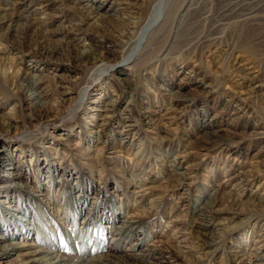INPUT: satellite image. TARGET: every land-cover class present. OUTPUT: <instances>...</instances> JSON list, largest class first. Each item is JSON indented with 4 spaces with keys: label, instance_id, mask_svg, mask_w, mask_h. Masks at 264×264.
Masks as SVG:
<instances>
[{
    "label": "rangeland",
    "instance_id": "1",
    "mask_svg": "<svg viewBox=\"0 0 264 264\" xmlns=\"http://www.w3.org/2000/svg\"><path fill=\"white\" fill-rule=\"evenodd\" d=\"M19 1L0 0V36L8 39L13 20L15 28L22 17H30L41 24V36L50 37V47L59 52L51 63H46L13 52L11 44L0 42V75L7 73L5 82L0 79V116L7 118L14 112L20 120L21 115L31 113L27 101L19 102L28 93L17 95L10 90L12 83L22 78L42 79L44 85H55L62 94H68L58 102L50 101L53 116L35 122L36 126L34 123L29 129L11 128L0 134V147L12 155H23L18 158L16 171L20 177L16 182L0 175V193L17 196L16 208L34 199L29 192L47 197L44 204L33 201V209L34 222L36 217L46 221L49 230L18 239L20 244L43 248L49 246L45 241H59L68 252L67 244L60 239H66L71 232L75 237L84 233L80 225L84 218L92 216L87 222L93 225L85 230L91 232L94 221L110 208L117 226L119 219L131 215L129 209L135 205L141 215L147 216L144 237L137 235L131 241L136 243L135 253L140 251L149 259L165 262L161 264H176L182 258L190 264H264V29L246 26L236 36L235 44L230 38L212 48L192 42L181 52L166 56L177 26L173 25L171 31H164L165 39L160 38L150 59L126 66L113 51L112 39H93L85 32L73 38L74 23L80 14H88L89 25L82 28L110 31L109 26L116 24L115 16L126 15L136 7L120 6L122 0H49L45 8L35 5L37 0H26L24 6ZM197 1L205 11L219 6L218 0ZM91 6L103 7L95 10L97 15H91ZM121 8L124 11L120 12ZM202 27L196 24L189 35L197 37ZM64 35L75 48L86 44L106 64L90 78L83 103L80 98L84 95L69 93L78 88L74 86L78 76L64 69L65 57L59 55L64 49L59 43L64 42ZM127 94L134 97L130 104ZM100 103L112 106L111 118L106 121L103 118L108 114L96 106ZM126 111L137 129L123 140L120 131ZM23 150H28L26 156ZM177 155L180 164H175L176 172L189 174L190 185L183 190H168L164 178L174 170L171 164ZM47 164L57 171L53 179L60 181L51 187L46 184ZM73 178H78L90 198L84 203L75 202L69 194ZM16 184L22 187H12ZM136 186L142 188V193H134ZM224 200L237 201L238 214L213 215L210 229L221 242L220 247L211 248L201 257L166 248L167 243H177L180 249L186 247L191 242L188 232L196 211L206 203L221 210ZM93 204L97 208L94 212L90 211ZM168 216L178 221L177 228L168 224ZM32 217L30 214L25 219L31 221ZM8 221L6 216L0 224ZM16 223H21L18 217ZM115 233L114 229L110 235L99 231L97 255H110L113 264H137L141 256L128 257L117 246L105 248L115 239ZM137 238L141 239L138 244ZM173 238L179 240L171 242ZM93 242L88 249L95 245ZM29 251L20 248L0 262L20 264V254ZM69 253L72 257H88L86 253Z\"/></svg>",
    "mask_w": 264,
    "mask_h": 264
},
{
    "label": "bare ground",
    "instance_id": "2",
    "mask_svg": "<svg viewBox=\"0 0 264 264\" xmlns=\"http://www.w3.org/2000/svg\"><path fill=\"white\" fill-rule=\"evenodd\" d=\"M20 1L18 4L22 6L27 3L26 0ZM123 1L124 0L121 1L122 3L120 4V6H126L125 8H128L127 6H134L136 8L134 11L129 10L130 12H128L126 15L115 16L116 24L109 26L110 31L95 28L90 30L87 29L89 31H86L84 28H87L86 26L89 25H87L86 20L91 18H89L90 16L88 14L84 16L82 15V13L80 14V17L78 19L79 21L77 20L78 22L76 24L74 23V27H76V29L74 30L76 32L75 34H73V38L79 37L85 32L93 39H97L99 37L112 39V45H114L113 51L120 56L121 61L126 66H135L138 62H144L147 59H150V56L156 53L155 49L160 38L162 37L161 40L165 39L164 31H168L169 29L171 31L173 25L177 26L172 40H170L171 43L165 50L166 56L171 55L172 53L181 52L186 48L185 46L189 47L192 42L193 44L205 45L207 48H212L216 45H220L227 38V40H229L230 38V41L234 42L233 44H235V42L238 40L236 36L239 35L243 28L246 26H252L260 30L264 29V0H218V8L216 10L210 9L211 11L203 10L200 7L198 1L195 2V0H183L182 2L180 0H125L128 1L127 5ZM35 2L38 3H36L35 5L40 4L42 8H45L48 7L47 4L49 0H37ZM103 6H98V8ZM73 8L75 7L73 6ZM98 8L91 6L90 10H92V12L90 11L89 13L91 15L94 13L97 15L98 12H95V10L98 11ZM106 10H109V8ZM119 10H121L120 12H122V10L124 11L123 8ZM79 12L82 11L79 10ZM21 22L18 27L15 26L14 28L13 20V26L8 31V39L0 36V42L11 44L13 52L21 53L23 56H30L32 57V59L35 58L38 61L51 63L52 57H54L55 54L59 51L55 53L54 49L50 47V37L48 38V36H46V38L41 36V24L37 20H32V18L30 17H22ZM199 23H201V25L203 26L202 30L198 33L197 37L192 38L193 36L189 35L192 34L190 33V31L196 24ZM82 25H84L85 27L82 28ZM162 34L163 36H161ZM61 38H63L64 42L59 43H63L64 49H61L59 55L65 57L66 63H64V69H66L68 73L74 71L78 76L74 80V86L77 85L78 88L76 90L75 88L70 90L69 93L70 95H75L78 97L84 95V97L80 98L81 103H83L85 97L87 96H85V91L89 86L90 78H92L96 72H101L103 70L101 66H104L106 64L103 58L98 57L90 47L85 46L86 44L80 45V48H75L72 46L71 40L69 41L68 39H65V35ZM69 44H71V46ZM233 51L234 49L231 51V53ZM6 74L7 73L4 72L2 73V75H0L1 81L5 82L7 77ZM243 80L245 81L246 78H243ZM68 82L72 81L69 79ZM54 86L55 85L52 86V84L44 85L42 79L36 81L35 77H26L24 79L22 78L20 81L16 80L14 83H12L10 90L13 91V94L25 95V93H28V95L24 99H21L19 102L23 103L27 101L32 107V110L28 115H21L22 117L20 116V120L19 116L16 117L14 112V115L10 114V116L7 118L6 116H0V134L1 132L10 130L11 128L29 129L28 127L33 126L32 124H34L35 122L38 123L45 117L48 118L50 116H53L54 111L53 109H51L52 107L50 101L56 100L58 102V99H62L61 96L68 95L66 93L62 94V92L60 90L58 91L56 89L57 87ZM127 95L129 100V102H127L130 104L133 102L134 97L132 94ZM89 98L87 97V99ZM96 106H100L99 108L103 109V111L108 114L104 115V121L111 118L110 114L112 113V110L109 109H111L112 106H110V103H100ZM56 107L58 108V104H56ZM59 110L60 108L57 111L59 112ZM131 118L132 116L129 111H126L122 116L123 130L120 131V135L124 136L123 140H128L131 137L132 133L137 129L134 124H131ZM37 123H35V126ZM205 146H201L200 148H205ZM27 151L23 150L24 156H26ZM0 154H2V157L0 158V175L6 176L10 178V181L16 182V178L20 177L19 171H16L18 158L19 156L22 157L23 155H21V152L17 153L16 155H12L5 147H0ZM172 161L173 164H171V167H174V170H171L172 172L168 173L165 176L166 179L164 178L166 188L168 190L176 191L183 190L184 187H189L190 183L187 181L189 180V174L176 172V165L180 164L179 155L175 156ZM46 166L47 167L44 169V171L46 174H49V176H46V178H49L47 179L48 181L46 182V184L49 183L51 187L53 184L60 183V181H55L53 179V175L57 172L55 169H53V165L47 164ZM39 170L42 172L43 169ZM77 179L78 178H73V180L75 181L71 185L69 194L71 198L75 200V202L84 203V200L90 198L85 195L86 190L83 191V186L80 182H78ZM12 187L18 188L22 186L16 184ZM137 187L138 186H136L134 193H142V188ZM29 193L32 195V197H34V199H32L31 201H27L26 205L17 208L16 205H14V199L18 198L17 196L14 197V195L12 196V194L10 196L7 194L4 195L2 192L0 193V222L6 216H8L9 218V221L6 224H0V231L2 233L0 234V260H4V258H6L7 256L12 255L14 251L22 248L31 251L20 254L22 256L20 264H113V262L109 261L110 255H97L96 252L100 250L98 249L99 231L102 229L104 234L106 233L110 235L112 230L114 229L116 230V233L114 234L115 239H111L110 242L108 241L109 246L105 248L112 250L115 246H117L121 247L122 250L126 252V256L128 257L135 258L137 256H141L138 258L137 264L165 263L163 261H154V258L149 259V257L146 256L147 254L144 256L139 253L140 251H138V253L134 252L133 249L136 243H131V241L137 235H141L144 237V227L145 223L147 222V216L141 215L137 206L135 205L129 209L131 215L119 219L117 221V226L113 224L115 221H112L113 212L110 210V208H108L104 212V215L102 214L101 218L99 217V220L94 221L95 224L94 226H91L93 227V230L90 229L91 232H89V230L88 232H85V230L90 224L93 225L92 223H89L93 218L91 215L90 217L88 216V218H84L80 223V225H82L81 230L84 229V233L79 234L77 237H75L76 234L75 236H72L74 232H71L66 239H60L62 240V242L65 241V244H67L68 248L66 250H69L68 252H65L64 249L61 248L62 245L59 241L58 243H53L50 240L45 241V244L49 246L43 248L39 247V245L34 244H20L21 241L19 242L18 239H28L31 238V235H35V233L40 234L47 229L49 230V228L46 227V221L40 220V218L36 217L34 222L35 214L33 209V201L38 205L41 203L44 204L47 200L46 195L42 193ZM92 199L95 200L94 197H92ZM16 201L18 202V200ZM236 202L237 201L234 200L222 201L221 210H216V206L211 203L203 204L200 209L196 211V213H198L195 215L196 218L192 223L193 225L189 227L190 232H188V235H191V237L189 238L191 242L189 241L190 243H188L186 247H183L181 249L177 243L175 246L167 243L166 248L177 249L181 252V254L185 253L187 255L201 257L203 255H207L211 248H216L217 246L220 247L219 245L221 242L218 241L217 237L214 236L215 233L210 229L214 225L212 224V220L214 217L213 215L216 213L225 214L228 212H233L234 215L236 213L238 214L237 208L235 207ZM93 209H97L94 204L90 208V211L94 212ZM93 212L91 213L93 214ZM22 213H25L26 216L24 217ZM30 214L33 216L31 221L25 219L28 218ZM20 216H23V218H20ZM16 217L21 220V223H16ZM88 220L89 222H87ZM104 222H106V224L108 225H105ZM167 222L168 224H173L174 228L178 227V225H176L178 224V221L173 220L172 216L168 218ZM142 224H144V226ZM96 231L98 236H94V233L96 234ZM19 234H23V236L25 237H21ZM177 240L179 239L173 238L171 242H177ZM140 241L141 239L137 238V244ZM92 242L95 243V245L93 244L92 249H88V246ZM128 243L131 244L128 245ZM70 251L73 253L79 252L78 254L86 253L88 257L77 255L75 257H72L71 255H69ZM175 263L190 264V262H184V258ZM0 264L2 263L0 262Z\"/></svg>",
    "mask_w": 264,
    "mask_h": 264
}]
</instances>
